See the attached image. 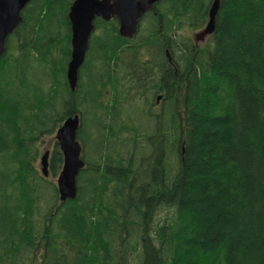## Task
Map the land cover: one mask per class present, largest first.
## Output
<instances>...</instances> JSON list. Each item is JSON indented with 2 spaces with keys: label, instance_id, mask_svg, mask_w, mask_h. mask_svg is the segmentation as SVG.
<instances>
[{
  "label": "trees",
  "instance_id": "1",
  "mask_svg": "<svg viewBox=\"0 0 264 264\" xmlns=\"http://www.w3.org/2000/svg\"><path fill=\"white\" fill-rule=\"evenodd\" d=\"M218 1L202 42L212 0H157L132 38L96 17L73 91L72 0L26 3L0 56V264H264V0ZM75 113L61 201L56 139L37 161Z\"/></svg>",
  "mask_w": 264,
  "mask_h": 264
},
{
  "label": "water",
  "instance_id": "2",
  "mask_svg": "<svg viewBox=\"0 0 264 264\" xmlns=\"http://www.w3.org/2000/svg\"><path fill=\"white\" fill-rule=\"evenodd\" d=\"M29 0H0V56L5 52L7 37L21 22V11ZM157 0H72L67 17L70 23V58L66 65V80L73 91L78 82V74L84 62L93 21L96 17L109 20L115 17L118 34L132 38L137 32L143 15ZM218 0H212L208 10V20L204 27L194 34V39L202 41L214 29V18L218 10ZM168 54V52H167ZM170 59V57H169ZM159 99V97L157 98ZM80 118L77 113L63 120L55 132V139L62 152V165L57 174L56 186L61 201L74 199L77 193L76 178L83 167L81 144L77 139ZM49 150L40 155L41 172L48 175Z\"/></svg>",
  "mask_w": 264,
  "mask_h": 264
},
{
  "label": "rangeland",
  "instance_id": "3",
  "mask_svg": "<svg viewBox=\"0 0 264 264\" xmlns=\"http://www.w3.org/2000/svg\"><path fill=\"white\" fill-rule=\"evenodd\" d=\"M198 31H199V30H195V31L189 32L188 34H190V36H192V38L194 39V34H195L196 32H198ZM194 40H195V39H194ZM203 40H204V39H203ZM203 40H202V41H203ZM158 101H159V100H158ZM54 139H55V134H53V135H49V136H46V137H45V140H44V143H43V150H42V153H43L44 150H50V149H51ZM39 160H40V157H39V159H38V161H37V166H38V169L40 170V169H41V165H40ZM49 179H51L54 183H56L57 174H56L55 176L50 175V178H49Z\"/></svg>",
  "mask_w": 264,
  "mask_h": 264
},
{
  "label": "bare ground",
  "instance_id": "4",
  "mask_svg": "<svg viewBox=\"0 0 264 264\" xmlns=\"http://www.w3.org/2000/svg\"><path fill=\"white\" fill-rule=\"evenodd\" d=\"M49 158V157H48ZM49 171V170H48Z\"/></svg>",
  "mask_w": 264,
  "mask_h": 264
},
{
  "label": "flooded vegetation",
  "instance_id": "5",
  "mask_svg": "<svg viewBox=\"0 0 264 264\" xmlns=\"http://www.w3.org/2000/svg\"><path fill=\"white\" fill-rule=\"evenodd\" d=\"M200 42V41H199ZM202 42V41H201Z\"/></svg>",
  "mask_w": 264,
  "mask_h": 264
}]
</instances>
